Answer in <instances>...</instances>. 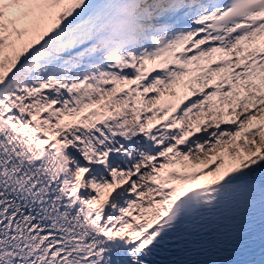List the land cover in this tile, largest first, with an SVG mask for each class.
<instances>
[{"label": "snow or ice", "instance_id": "1", "mask_svg": "<svg viewBox=\"0 0 264 264\" xmlns=\"http://www.w3.org/2000/svg\"><path fill=\"white\" fill-rule=\"evenodd\" d=\"M0 264H264V0H0Z\"/></svg>", "mask_w": 264, "mask_h": 264}]
</instances>
